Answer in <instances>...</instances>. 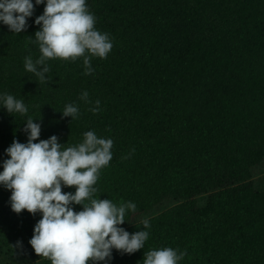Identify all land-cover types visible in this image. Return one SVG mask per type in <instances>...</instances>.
<instances>
[{
  "label": "trees",
  "instance_id": "trees-1",
  "mask_svg": "<svg viewBox=\"0 0 264 264\" xmlns=\"http://www.w3.org/2000/svg\"><path fill=\"white\" fill-rule=\"evenodd\" d=\"M86 4L113 44L106 59L91 58V75L82 57L50 59L49 83L25 70V57L40 55L29 38L44 4L24 32L0 22V96L28 108L12 115L0 103V172L13 140L27 142L28 116L40 139L56 135L64 147L94 131L113 141L95 197L134 203L121 227L149 233L143 249H113L106 264H143L144 253L165 247L186 253L178 264H264V0ZM85 91L91 103L80 99ZM67 104L77 118L63 117ZM10 196L0 185V264H51L29 244L41 214L17 215Z\"/></svg>",
  "mask_w": 264,
  "mask_h": 264
},
{
  "label": "clouds",
  "instance_id": "clouds-1",
  "mask_svg": "<svg viewBox=\"0 0 264 264\" xmlns=\"http://www.w3.org/2000/svg\"><path fill=\"white\" fill-rule=\"evenodd\" d=\"M41 4L45 5L43 14L35 19L39 30L34 41L29 38L38 45L40 55L35 60L26 56L25 70L39 83H49L46 74L50 59L75 62L82 57L84 75H91V58L106 59L113 44L108 33L96 30V18L86 0H35V5L32 0H0V22L10 32H24L35 6ZM80 99L91 103L86 91ZM0 103L9 114L28 113L23 100L13 95L0 96ZM99 104L95 101L96 106L89 110L99 112ZM62 115L75 119L79 109L67 104ZM35 119L28 116L23 128L27 142L14 139L5 150L9 158L3 161L0 172V185L11 192V210L17 215L25 210L33 216L41 214L29 240L35 254L51 264H106L112 259L113 249L122 255L143 249L148 231L129 233L121 227L126 212H135L136 205H117L110 199L95 197L100 170L112 159V139L98 138L94 131H87L81 143L64 147L56 135L40 139L41 124ZM64 187H74L75 192H64ZM73 205H81L82 210L75 211ZM141 224L144 229L150 227L147 219ZM17 247H22L20 241L13 246ZM185 255L170 247L152 249L144 253L143 264H178Z\"/></svg>",
  "mask_w": 264,
  "mask_h": 264
},
{
  "label": "rangeland",
  "instance_id": "rangeland-1",
  "mask_svg": "<svg viewBox=\"0 0 264 264\" xmlns=\"http://www.w3.org/2000/svg\"><path fill=\"white\" fill-rule=\"evenodd\" d=\"M262 166H263V164H262ZM261 174H264V173H261Z\"/></svg>",
  "mask_w": 264,
  "mask_h": 264
}]
</instances>
